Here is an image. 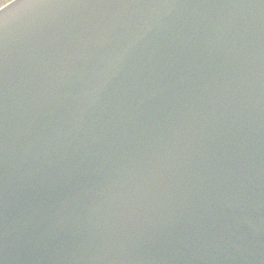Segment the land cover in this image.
<instances>
[{
    "label": "water",
    "instance_id": "1",
    "mask_svg": "<svg viewBox=\"0 0 264 264\" xmlns=\"http://www.w3.org/2000/svg\"><path fill=\"white\" fill-rule=\"evenodd\" d=\"M0 9V264H264V0Z\"/></svg>",
    "mask_w": 264,
    "mask_h": 264
},
{
    "label": "snow or ice",
    "instance_id": "2",
    "mask_svg": "<svg viewBox=\"0 0 264 264\" xmlns=\"http://www.w3.org/2000/svg\"><path fill=\"white\" fill-rule=\"evenodd\" d=\"M40 2V0H21L20 4H13L12 7H25V8H31L37 6V4ZM8 19H0V28H2L4 25L7 24Z\"/></svg>",
    "mask_w": 264,
    "mask_h": 264
},
{
    "label": "rangeland",
    "instance_id": "3",
    "mask_svg": "<svg viewBox=\"0 0 264 264\" xmlns=\"http://www.w3.org/2000/svg\"><path fill=\"white\" fill-rule=\"evenodd\" d=\"M14 0H0V8H3L8 3L13 2Z\"/></svg>",
    "mask_w": 264,
    "mask_h": 264
}]
</instances>
